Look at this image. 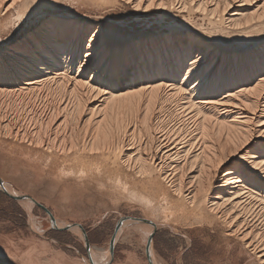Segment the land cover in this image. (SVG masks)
<instances>
[{"label": "bare ground", "instance_id": "obj_1", "mask_svg": "<svg viewBox=\"0 0 264 264\" xmlns=\"http://www.w3.org/2000/svg\"><path fill=\"white\" fill-rule=\"evenodd\" d=\"M46 2L0 0V22L13 10L18 19L35 16L21 40L0 46V157L43 173L53 189H93L176 232L199 231L206 241L243 248L264 264V176L234 164L247 183L234 177L209 186L217 175L213 162L234 151L240 138L237 117L255 120L244 104L257 115L264 109V0H165L166 9L152 11H138L127 0H93L127 6L135 19H156L157 27L142 31L109 28L76 14H44ZM226 2L233 4L227 11ZM89 30L98 35L90 58H82ZM192 56L199 61L194 71ZM66 73L80 80L94 76L107 97L93 96L92 88L78 87ZM181 87L184 97L174 96ZM135 88L144 92L123 95ZM246 88L254 94L241 100L228 95ZM218 100L231 106L213 102ZM122 225V233L141 230L144 239L150 231L129 220ZM104 258L106 264L108 252ZM152 264H158L153 253Z\"/></svg>", "mask_w": 264, "mask_h": 264}, {"label": "rangeland", "instance_id": "obj_2", "mask_svg": "<svg viewBox=\"0 0 264 264\" xmlns=\"http://www.w3.org/2000/svg\"><path fill=\"white\" fill-rule=\"evenodd\" d=\"M48 3L46 2V6L42 8L44 14L47 12L76 14L89 17L97 23L102 22L109 28L123 31H142L147 27H157L155 18L135 19V14L127 6L103 7L96 5L93 0H60L59 5L53 9ZM33 15L18 19L16 12L11 11L8 15L10 17L0 22V46L14 44L21 40L25 33L31 31L34 28L32 22L35 16ZM0 179L11 189L29 196L43 208L31 206L30 210L25 203H17L0 193V204L10 201V204L17 209L10 211H12L13 220L14 214H18L17 224L24 234L34 236L37 244L49 242L46 238H50L52 247L64 249L70 257L82 258L83 264H90V262L79 233L52 230L44 210L49 211L57 223L81 226L87 235L90 252L97 260L105 259L104 256L108 252L109 241L117 222L121 218L129 217L145 220L150 231L151 226L154 227L152 251L158 264H256L254 258L243 248L236 245L228 246L229 248L220 246L218 240L206 241L199 231L176 232L172 229L173 227L149 219L148 214L144 210H139L137 206L112 199L104 193L93 189L79 191L67 188L65 185L54 186L53 189L43 173L28 169L15 158L6 160L0 157ZM3 214L0 211V217ZM129 229H125L118 237L110 264H148L145 250L146 238H143L141 230ZM34 252L36 250L28 253L23 259V264H26L27 259L31 260L30 264H44L40 256L34 255Z\"/></svg>", "mask_w": 264, "mask_h": 264}, {"label": "snow or ice", "instance_id": "obj_3", "mask_svg": "<svg viewBox=\"0 0 264 264\" xmlns=\"http://www.w3.org/2000/svg\"><path fill=\"white\" fill-rule=\"evenodd\" d=\"M40 0H35L34 6H38ZM60 3V0H49L50 7L55 9ZM129 6H135L138 11H152L155 9L164 10L167 8V4L165 0H127ZM244 3H256V0H244ZM233 6L232 3H225L224 9L227 11L229 8ZM197 12L200 11L199 8L196 9ZM255 15V14H253ZM264 19V17H261ZM243 27L241 24H236L235 28L239 29ZM98 33L94 34L89 30L87 33L84 34L83 39L81 41V47L83 48V52L81 53V57L83 58L84 53L89 54V58L91 55V48L95 45V41L97 38ZM189 60L192 62L191 67L194 71L196 66H198L199 61L195 56L189 57ZM86 61L83 66H81V72L83 71V67H86ZM189 64H185V68H188ZM76 72V65H71V73L75 74ZM183 76V71L180 73ZM264 75V74H262ZM65 78L72 81L75 79V82L78 87L83 88H92L93 92L92 95L96 96L99 94V97H107L108 90L105 88L104 85L98 84L96 78L93 76L91 78L85 77L83 80L74 77V75H70L68 73L65 74ZM179 83V80L176 81ZM155 87H159V85H155ZM2 90V89H0ZM144 92V88H135L132 91L124 92V96H131L135 97L138 96L140 93ZM253 90L251 88H246L241 91V95L237 96L235 92L229 90L228 95L234 97L236 100H241V97L244 95L252 96ZM185 95V88L181 87L176 92H174V96L176 97H184ZM116 99L115 96H112L108 103L111 104ZM216 104H223L231 106V102L228 100H218L213 101ZM235 107L239 108L240 105L236 104ZM244 107L247 108L252 115L255 117V120L249 119H242L237 117L236 122L241 126L240 127V138L235 144V150L229 152L228 150L224 151L223 157L219 159L218 162L215 163V170L217 175L212 177L209 181L210 188L213 186L214 182L223 183L224 181L233 180L234 177L236 179L235 183H247L244 178L242 171H237L233 168V165H239L241 169L248 172H254V174L264 176V172L261 170L264 169V109L259 110V115H257V109L252 108L249 104H244ZM212 116H205V120L209 121L212 120ZM52 121H49L51 124ZM145 123H147V115H145ZM247 125L248 127H244ZM43 142L41 141V144ZM40 146V145H37ZM105 146L107 147V139L105 141ZM93 150H99L95 146V142L93 143ZM121 149H118L120 151ZM139 164L140 161L137 160ZM143 172V169H141ZM147 174V173H145ZM233 186V185H230ZM204 190L202 189V192ZM235 223V221L233 222ZM229 229L233 227V224L226 225ZM241 227H243L241 225ZM230 235L234 233H229Z\"/></svg>", "mask_w": 264, "mask_h": 264}, {"label": "crops", "instance_id": "obj_4", "mask_svg": "<svg viewBox=\"0 0 264 264\" xmlns=\"http://www.w3.org/2000/svg\"><path fill=\"white\" fill-rule=\"evenodd\" d=\"M10 201L0 204V211L4 214L0 217V264H23V259L31 251L34 255L40 256L41 262L44 264H83L82 258H74L68 256L64 249L52 247L50 238H46L49 242H40L37 244L34 236L25 235L17 224L18 214H13L10 210H17ZM45 240V238H44ZM105 257V256H104ZM105 260V259H104ZM103 259L101 263L105 264ZM30 259L25 260L26 264H30ZM34 264V263H31ZM107 264V263H106ZM110 264V263H109Z\"/></svg>", "mask_w": 264, "mask_h": 264}, {"label": "water", "instance_id": "obj_5", "mask_svg": "<svg viewBox=\"0 0 264 264\" xmlns=\"http://www.w3.org/2000/svg\"><path fill=\"white\" fill-rule=\"evenodd\" d=\"M10 188V187H9ZM11 189V188H10ZM0 193L3 194L4 196H6L7 198L19 203V202H27V203H31L33 206H36L38 208L43 209L38 203H36L32 198H30L27 195L24 194H20L16 191H14L13 189H11V191H8L5 188V184L4 182L0 179ZM47 214L48 220H49V224H50V228L54 231H70V230H78L80 232L79 235H81L83 242H84V247L86 249V255L88 258V261L90 262V264H94L91 256H90V246H89V242H88V238L87 235L85 233V231L83 230V228L77 224H72V223H65L62 227H59L56 225L54 218L52 217L51 213L47 210H44ZM129 220L130 224H143L145 226H148V223L141 219V218H129V217H125V218H121L115 228H114V232L113 235L109 241V245H108V262L107 264L111 263L112 258H113V254H114V250H115V246H116V241L118 239V237L121 235V228L123 227V223ZM128 227V226H126ZM151 231H148L147 235H146V246H145V250H146V259L148 264H152V243H153V226Z\"/></svg>", "mask_w": 264, "mask_h": 264}]
</instances>
